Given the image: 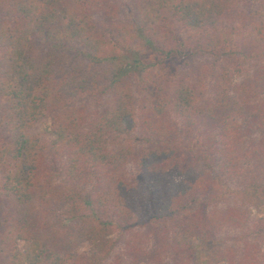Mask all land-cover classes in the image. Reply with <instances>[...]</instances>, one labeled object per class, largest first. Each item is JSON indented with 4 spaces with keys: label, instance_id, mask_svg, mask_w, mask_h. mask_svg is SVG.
I'll return each mask as SVG.
<instances>
[{
    "label": "trees",
    "instance_id": "16d2710c",
    "mask_svg": "<svg viewBox=\"0 0 264 264\" xmlns=\"http://www.w3.org/2000/svg\"><path fill=\"white\" fill-rule=\"evenodd\" d=\"M125 1L0 0V264H264V0Z\"/></svg>",
    "mask_w": 264,
    "mask_h": 264
},
{
    "label": "rangeland",
    "instance_id": "374dc122",
    "mask_svg": "<svg viewBox=\"0 0 264 264\" xmlns=\"http://www.w3.org/2000/svg\"><path fill=\"white\" fill-rule=\"evenodd\" d=\"M129 2H130V0H126L125 4H129ZM227 16L228 15H226L224 18L225 28H226V31H224V34L227 36V41L234 40V42L236 41L238 43V42H240L239 38H241L240 33H237L235 31V29L229 28L230 27V24H229L230 20H227ZM237 43H235V44H237ZM140 59L144 63L152 65L151 66L153 68L152 77L154 79V83L159 81V80L165 79L166 77L170 76L171 74H176V72L181 67L184 66V63L182 62L183 57L171 58L169 60H166V59L162 58V52L155 49V48L147 51L144 54H142V56H140ZM199 60L200 59L198 58L197 61H199ZM203 60H204V58H203ZM189 64L191 65L193 63L191 61H189ZM138 74H139L138 71H136V74H131V77H130V81H131L134 89L136 88L135 86H137V88H141V86L138 85V80L135 81V79H134V77L138 76ZM153 86H154L153 84L148 86L149 87V91L147 92L148 95H149V93L151 95V92L153 90ZM141 92H143V91H141ZM32 132L37 134V135H41V136H44V137L50 138V139L54 137L52 135L51 130H50L49 118H45V119H42L41 121H39L33 127ZM128 170H130V168ZM0 174H1V171H0ZM228 194H230V195H227L225 197V199L221 203H219V206L223 207V206L229 205L231 203H236V204L242 205L244 208L248 209L250 211V215L252 218H258V217L264 215V202L263 201L259 204V206H256V205H253L256 203V200L248 201V199H247L246 201H241L239 199V197H237L235 195L234 192L231 191ZM30 247H31V245L29 242H23V241L19 242V248L22 252L29 250ZM78 250L88 252L89 251V245L87 243H83L82 245H80ZM192 251H193L192 264H210V262H212V261H210V256L207 253L206 247L201 245L197 238L192 239ZM166 262L169 263L168 260ZM142 264H144V263H142ZM213 264H225V263L219 262V261H214Z\"/></svg>",
    "mask_w": 264,
    "mask_h": 264
}]
</instances>
